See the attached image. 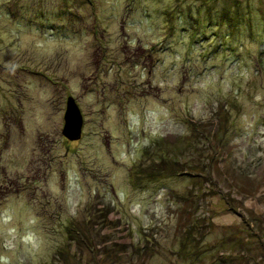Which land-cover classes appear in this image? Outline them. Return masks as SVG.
Masks as SVG:
<instances>
[{
  "label": "rangeland",
  "instance_id": "obj_1",
  "mask_svg": "<svg viewBox=\"0 0 264 264\" xmlns=\"http://www.w3.org/2000/svg\"><path fill=\"white\" fill-rule=\"evenodd\" d=\"M0 264H264V0H0Z\"/></svg>",
  "mask_w": 264,
  "mask_h": 264
},
{
  "label": "water",
  "instance_id": "obj_2",
  "mask_svg": "<svg viewBox=\"0 0 264 264\" xmlns=\"http://www.w3.org/2000/svg\"><path fill=\"white\" fill-rule=\"evenodd\" d=\"M84 116L73 96L66 100L64 125L62 134L69 140H77L82 136Z\"/></svg>",
  "mask_w": 264,
  "mask_h": 264
},
{
  "label": "trees",
  "instance_id": "obj_3",
  "mask_svg": "<svg viewBox=\"0 0 264 264\" xmlns=\"http://www.w3.org/2000/svg\"><path fill=\"white\" fill-rule=\"evenodd\" d=\"M156 160H158V159H156ZM62 254H64L63 251H59V255H62Z\"/></svg>",
  "mask_w": 264,
  "mask_h": 264
}]
</instances>
